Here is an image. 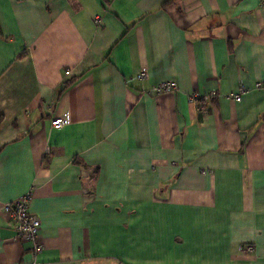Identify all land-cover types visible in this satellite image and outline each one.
I'll use <instances>...</instances> for the list:
<instances>
[{"label":"crops","instance_id":"0c3cea01","mask_svg":"<svg viewBox=\"0 0 264 264\" xmlns=\"http://www.w3.org/2000/svg\"><path fill=\"white\" fill-rule=\"evenodd\" d=\"M0 116V264H264L261 0H0Z\"/></svg>","mask_w":264,"mask_h":264},{"label":"built area","instance_id":"2783aa9c","mask_svg":"<svg viewBox=\"0 0 264 264\" xmlns=\"http://www.w3.org/2000/svg\"><path fill=\"white\" fill-rule=\"evenodd\" d=\"M264 4V0H261ZM147 77V72L145 70L139 73L140 79H145ZM262 84H257V87H262ZM178 89V84L174 80H166L159 82L152 91L155 94H162L168 92H175ZM244 88H241L240 93L235 95V99L240 101L244 92ZM216 95V92H212L209 95L202 96L200 94H191L189 96V101L192 103H199L201 100L209 99ZM71 122V116L68 112L58 115L51 120V125L53 128H62ZM32 199V194L27 192L17 198L12 202L4 204V211L9 219L11 227L15 231V235L18 239L23 241H28L32 243V252L34 257L42 251L43 244L40 241L41 234V219L30 212L29 206ZM247 251H252L253 246L247 245Z\"/></svg>","mask_w":264,"mask_h":264},{"label":"trees","instance_id":"16d2710c","mask_svg":"<svg viewBox=\"0 0 264 264\" xmlns=\"http://www.w3.org/2000/svg\"><path fill=\"white\" fill-rule=\"evenodd\" d=\"M3 119H4V117L3 116H0V125L3 122Z\"/></svg>","mask_w":264,"mask_h":264}]
</instances>
